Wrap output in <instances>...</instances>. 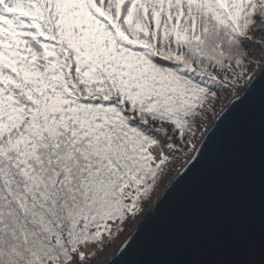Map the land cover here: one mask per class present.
<instances>
[{
	"label": "snow or ice",
	"instance_id": "obj_1",
	"mask_svg": "<svg viewBox=\"0 0 264 264\" xmlns=\"http://www.w3.org/2000/svg\"><path fill=\"white\" fill-rule=\"evenodd\" d=\"M233 123L202 211L245 226L156 258L145 225ZM0 264H264V0H0Z\"/></svg>",
	"mask_w": 264,
	"mask_h": 264
},
{
	"label": "water",
	"instance_id": "obj_2",
	"mask_svg": "<svg viewBox=\"0 0 264 264\" xmlns=\"http://www.w3.org/2000/svg\"><path fill=\"white\" fill-rule=\"evenodd\" d=\"M226 125L219 132L210 165L177 185L144 227L147 241L154 245L161 260H194L210 258L209 253L232 247V236L241 230L248 218L240 201L219 202L216 197L209 211V192L217 174L216 162L229 143L233 128ZM177 232L175 240L167 236Z\"/></svg>",
	"mask_w": 264,
	"mask_h": 264
}]
</instances>
